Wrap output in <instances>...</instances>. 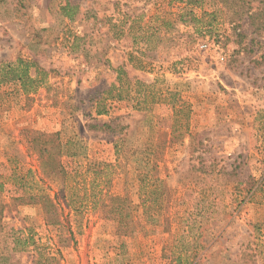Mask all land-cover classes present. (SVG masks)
<instances>
[{
    "label": "rangeland",
    "instance_id": "1",
    "mask_svg": "<svg viewBox=\"0 0 264 264\" xmlns=\"http://www.w3.org/2000/svg\"><path fill=\"white\" fill-rule=\"evenodd\" d=\"M227 18L215 0H0V73L22 59L37 78L0 83V254L264 264V34ZM114 119L122 133L100 128ZM38 132L60 134L65 175L43 173Z\"/></svg>",
    "mask_w": 264,
    "mask_h": 264
},
{
    "label": "trees",
    "instance_id": "2",
    "mask_svg": "<svg viewBox=\"0 0 264 264\" xmlns=\"http://www.w3.org/2000/svg\"><path fill=\"white\" fill-rule=\"evenodd\" d=\"M218 2L228 14V22L233 26L234 30H237L241 23L247 20L249 26L253 29V33L262 35L264 34V0H215ZM67 9V7H65ZM71 19L72 16H69ZM193 29L194 33L197 37H209L211 38L213 32V23L207 22L203 23L199 20H193ZM241 36V35H239ZM76 41V39H75ZM32 67H36L35 62H29L25 60H18V62L14 65L5 66L0 73V83H18L21 86V89L27 93V87L29 83H36L37 78H33L30 75V70ZM122 74L123 71L119 70L118 72V81L122 82ZM151 88V87H150ZM176 110V109H175ZM182 109H177L176 112H180ZM102 112H99L101 114ZM119 119H114L109 123L103 124L100 128L105 131L115 133H122L125 127L121 126L117 123ZM29 140V139H28ZM29 150L35 153L36 156H39V160L41 163V169L44 174L48 176L55 175H65L66 170L61 162V157L63 153V145L60 138V134H52L46 135L45 133H33L32 137L28 141ZM45 201L51 206L55 208L53 205V201L49 197H44ZM120 200V198H118ZM116 201V200H115ZM127 209H123L122 207H116L111 210V213H115L123 218L120 221V229H123L128 233L129 230H126V224L124 220L128 217L129 213L126 211ZM186 215L190 216L188 210H186ZM47 222L56 224L59 223V214L56 212L52 217H47ZM192 219H187V224L183 226V232L189 233L191 229ZM135 229L132 227V230ZM131 230V231H132ZM122 231V230H121ZM182 240V237L180 238ZM195 243V240H193ZM14 243L15 247L12 249V252H17L18 250H25L27 246H29V236L22 237L19 232L14 230ZM20 247V248H19ZM186 256H183V254ZM198 254H194L191 256L188 252L180 253L175 256L173 260H171V264H183L184 260L187 264H197L195 263ZM0 261L3 264H11V256L0 254ZM189 261H192L191 263Z\"/></svg>",
    "mask_w": 264,
    "mask_h": 264
},
{
    "label": "built area",
    "instance_id": "3",
    "mask_svg": "<svg viewBox=\"0 0 264 264\" xmlns=\"http://www.w3.org/2000/svg\"><path fill=\"white\" fill-rule=\"evenodd\" d=\"M202 47H203V48H207V44H204Z\"/></svg>",
    "mask_w": 264,
    "mask_h": 264
}]
</instances>
